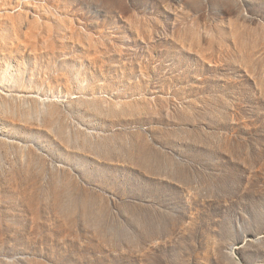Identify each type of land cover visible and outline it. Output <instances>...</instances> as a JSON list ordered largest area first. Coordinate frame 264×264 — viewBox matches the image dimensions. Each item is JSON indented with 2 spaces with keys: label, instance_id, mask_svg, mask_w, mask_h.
Segmentation results:
<instances>
[{
  "label": "rangeland",
  "instance_id": "obj_1",
  "mask_svg": "<svg viewBox=\"0 0 264 264\" xmlns=\"http://www.w3.org/2000/svg\"><path fill=\"white\" fill-rule=\"evenodd\" d=\"M0 264H264V0H0Z\"/></svg>",
  "mask_w": 264,
  "mask_h": 264
}]
</instances>
